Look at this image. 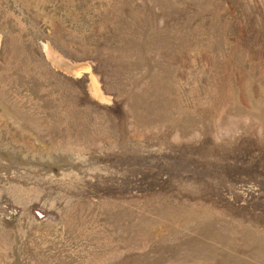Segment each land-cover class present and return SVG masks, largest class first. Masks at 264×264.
Listing matches in <instances>:
<instances>
[{
	"label": "rangeland",
	"instance_id": "rangeland-1",
	"mask_svg": "<svg viewBox=\"0 0 264 264\" xmlns=\"http://www.w3.org/2000/svg\"><path fill=\"white\" fill-rule=\"evenodd\" d=\"M0 264H264V0H0Z\"/></svg>",
	"mask_w": 264,
	"mask_h": 264
},
{
	"label": "bare ground",
	"instance_id": "bare-ground-1",
	"mask_svg": "<svg viewBox=\"0 0 264 264\" xmlns=\"http://www.w3.org/2000/svg\"><path fill=\"white\" fill-rule=\"evenodd\" d=\"M75 70V69H74Z\"/></svg>",
	"mask_w": 264,
	"mask_h": 264
}]
</instances>
